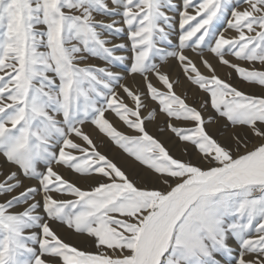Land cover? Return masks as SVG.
Wrapping results in <instances>:
<instances>
[{
  "label": "snow or ice",
  "instance_id": "obj_1",
  "mask_svg": "<svg viewBox=\"0 0 264 264\" xmlns=\"http://www.w3.org/2000/svg\"><path fill=\"white\" fill-rule=\"evenodd\" d=\"M241 4L247 6L240 10ZM169 12L179 14L174 50H168ZM96 15L122 19L105 23ZM224 21L227 28L218 32ZM121 24L130 41L129 75L142 77L168 130L193 146L202 164L175 158L149 134L145 120L157 109L145 104V91L106 67L81 66L87 56L108 64L128 59L116 55L125 44L109 47L102 38L103 31L124 32ZM228 29L237 35L226 37ZM205 47L231 70L229 79L234 71L264 89V0H183L182 10L174 0H0V157L19 170H0V264H220L217 254L227 264H264V94L221 78ZM188 48L208 75L185 54ZM169 58L208 94L199 109L162 70ZM208 105L247 131L229 142L214 138L206 124L216 117L202 114ZM109 112L136 134L119 132ZM86 125L146 166L161 187L130 179L99 151ZM249 133L262 142L252 145ZM62 168L93 186L82 189ZM24 179L38 185L25 187ZM18 205L23 211H13ZM53 223L86 236L96 250L68 242Z\"/></svg>",
  "mask_w": 264,
  "mask_h": 264
},
{
  "label": "rangeland",
  "instance_id": "obj_2",
  "mask_svg": "<svg viewBox=\"0 0 264 264\" xmlns=\"http://www.w3.org/2000/svg\"><path fill=\"white\" fill-rule=\"evenodd\" d=\"M174 3H176L180 9L182 10V4L183 0H174ZM111 6V4H110ZM246 4L240 5V10H243L244 7H246ZM190 12H192V9H189ZM169 15L173 16L174 18V28L170 32V40L172 42L171 46L168 47V50H174L178 44H179V34H180V28H179V14L178 12H169ZM194 14V13H193ZM230 18V17H229ZM112 19L121 20V17H104L100 15H96V20H103L105 23L111 22ZM122 27H125V31L118 34V35H110L109 32L103 31L102 32V38H106L111 40V43L108 45L109 47L112 46V44H120L123 43L126 45L125 49L119 50L116 52V55H122L127 57L123 62H115L113 64H108L104 60L87 56V59L84 61H81V66L86 65H94L96 67H106L110 71L117 72L121 74L124 79L121 81L122 83H125L129 85L132 88H139L141 91H145V98L144 102L148 105V108H156L157 109V115L152 120H145V127L146 130L149 132L150 135H152L155 139L159 140L161 143H163L166 148L170 151V154L173 155L175 158L184 159V160H191L193 163L202 164V162L199 160L198 153L196 149L191 146L190 144H186L185 142H181L175 134L171 133L167 128L168 118L163 113L159 112L158 106L155 102L151 101L146 94V90L143 86V80L142 77L138 74L129 75L128 69L130 68L131 64V52L128 50L130 47V41L127 37V30L126 26L120 25ZM227 28L226 21L222 22L221 24L217 25V31H224ZM99 30V29H98ZM237 34L231 30L228 29L225 31L226 37H234ZM161 47H165L164 45H160ZM185 54L189 55L193 61L196 63L199 70L205 74L208 75L207 69L204 68V66L201 64L199 56L192 52L190 48L185 49ZM199 51V50H198ZM204 56L209 59L216 67H217V74L223 78V79H229L227 76V73L231 70L227 67H221L217 64V61L214 56L210 52H208L207 48L205 47L203 49ZM83 55H87L84 53ZM226 59H229L232 63H238L242 66L248 67L249 65L245 62H241L237 60L235 57L227 56ZM159 63V58H155V61ZM257 68H260L261 66L257 62L255 65ZM162 70L167 71L173 80H178L179 84L175 87V91L178 95L186 96V102L190 104L191 106L200 108V105L203 101L208 100V94L203 92L198 88V86L192 84L190 81H188L184 73L179 65V63L172 58H169L167 63L162 65ZM150 79L153 80L154 83H156L155 77L150 75ZM229 82L240 88L241 90L245 91L246 93L251 94H264L261 92V88L258 86L250 85L245 82H242L236 75L234 71H232L231 78L229 79ZM157 87H161V85L157 84ZM121 96H124L122 89H118ZM130 103V102H129ZM148 109H142V116H146ZM202 114L207 118L208 116L216 117L215 120H213L210 123L206 124V130L216 139L222 141V142H229L234 134H243L247 130L246 128H243L241 126L232 127L224 118H220L217 116L215 111L210 107V105L206 106L205 110L202 112ZM107 119L110 120V122L113 124V126L121 133H124L126 135H133L134 133L131 129H129L122 121H120L114 114L112 113H106ZM174 124H176L178 127H189L191 126L190 122H183V121H172ZM85 130L89 131L94 139V141L98 145L99 151H101L103 154H105L109 159H111L114 163H116L119 167L122 168L126 172V174L129 175L130 179L134 180L138 185L144 186L147 185L148 187L157 186L161 187V185L158 184V182L155 180L154 176L151 174L150 170L146 168V166L141 165L138 161H136L133 157L129 156L126 152H124L121 148H119L114 142H112L109 138L106 136H103L102 134L98 133L91 125H86ZM230 130V131H229ZM249 139H251L253 143V138L250 133L248 134ZM228 139H227V138ZM258 144V143H257ZM187 148L188 151L185 153L184 149ZM116 150L117 152L122 153L125 157L130 159L131 161L135 162L140 168H143L146 174L141 173V171L137 172L135 170L127 168L116 156ZM113 152V153H112ZM115 155V156H114ZM203 166V165H202ZM39 170H43V165H38ZM0 170H2L3 174L6 175L10 170L19 171L14 166L10 164H6L4 162L3 157H0ZM60 171L63 173V175L71 180L74 181L78 186H80L82 189H89L94 184V180L80 177L77 174H73L67 169H60ZM149 173V174H148ZM23 178V177H22ZM0 179H3V176H0ZM82 180V181H81ZM24 185L25 187L28 186H34L38 185V181L33 179H24ZM19 191V190H18ZM64 198L67 199H74V197L66 196ZM3 198L0 197V200ZM36 199H41L40 196H37ZM25 205H18L13 211H23ZM53 227L56 229L58 234L61 235L62 238L66 239L68 242L76 245L79 248H85L89 251H95L96 249L91 246V241L87 239L88 241L77 243L72 241L68 235H63L60 231H58L59 228L63 227L59 224L53 223ZM76 234V233H75ZM79 235V234H77ZM235 248V245H232ZM216 259L220 261V264H227L228 258L217 254Z\"/></svg>",
  "mask_w": 264,
  "mask_h": 264
},
{
  "label": "bare ground",
  "instance_id": "obj_3",
  "mask_svg": "<svg viewBox=\"0 0 264 264\" xmlns=\"http://www.w3.org/2000/svg\"><path fill=\"white\" fill-rule=\"evenodd\" d=\"M261 92L264 93V89H261ZM230 131V130H229ZM227 138V137H226ZM229 138V137H228ZM227 138V139H228ZM253 143L252 145H255V144H259L261 143L262 141H260L259 139L257 138H253ZM251 146V145H250ZM117 152V150H116ZM113 153V152H112ZM115 156V155H114ZM116 156L117 158L120 160V162H122L127 168L129 169H132V170H135L137 172L141 171V173L143 174H146L145 171L147 170H144L143 168H140L135 162L131 161L130 159H128L127 157H125L122 153L120 152H117L116 153ZM149 174V173H148ZM147 175V174H146ZM82 181V180H81ZM58 231H60L63 235H68L69 238L74 241V242H77V243H82V242H86L88 241L87 237L86 236H82V235H77L75 234L74 232H70L69 230L65 229L64 227H61L58 229ZM231 243V242H230Z\"/></svg>",
  "mask_w": 264,
  "mask_h": 264
}]
</instances>
